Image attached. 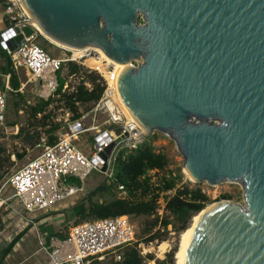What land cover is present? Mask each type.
<instances>
[{
  "label": "water",
  "instance_id": "water-1",
  "mask_svg": "<svg viewBox=\"0 0 264 264\" xmlns=\"http://www.w3.org/2000/svg\"><path fill=\"white\" fill-rule=\"evenodd\" d=\"M21 2L31 23L0 46L21 45L36 23L67 48H97L124 65L141 58L119 79L143 129L137 141L161 132L195 183L241 184L244 204L224 200L206 211L185 264H264V0ZM124 145L119 138L102 153L101 184Z\"/></svg>",
  "mask_w": 264,
  "mask_h": 264
},
{
  "label": "built area",
  "instance_id": "built-area-1",
  "mask_svg": "<svg viewBox=\"0 0 264 264\" xmlns=\"http://www.w3.org/2000/svg\"><path fill=\"white\" fill-rule=\"evenodd\" d=\"M2 3L6 29L0 32V41L5 42L8 37L5 38L4 35L8 31L30 24L31 18L21 0H2ZM11 31L9 37L14 38L16 34ZM2 49L11 61L12 70L18 72L24 69L28 73V80L22 84L20 90L30 81H34L37 85V95L43 99L55 97L60 80L64 81L63 92H76V85L70 87L69 82L73 78H78L69 75L68 63H74L84 71L96 73L104 86L101 97L91 110L82 112L77 120H67L64 128L61 130L59 128L56 133L57 138L53 144H47L45 139H42L44 144L39 156L28 160L10 174L3 185H0V209L7 206L6 208H10L12 213L21 218L24 212L30 214L49 211L62 202L86 195L87 177L94 170L101 172L104 163L101 155L117 139L121 138V142H126L131 149H136L141 143L137 140L143 129L135 119L126 115L119 101V79L125 69H136L143 60L141 58L130 60L120 70L119 65L115 62L109 63L99 51L90 47L78 53L61 49L63 56H53L36 43L35 35L26 38L24 43L13 49L6 45ZM9 78L10 75L5 77L3 90L0 89V127L18 135V125L6 127V93L11 90ZM84 85L90 88L88 83ZM66 114L70 116L69 111H66ZM98 115L106 117L102 124L96 123ZM89 116H92V123L87 125ZM117 128L121 129L118 133ZM92 132L93 143L90 152L86 146L81 145L80 148L76 145L82 135ZM117 145L118 143L115 144ZM12 158L15 161V157ZM109 166L110 156L107 160V169ZM102 174L105 176L106 172ZM111 176L112 174L109 178ZM5 187L12 190V196L6 200L2 198ZM118 190L119 198H125L127 194L124 187L118 186ZM173 194L174 191L166 192L167 197ZM9 200H13L11 206H8ZM158 205L157 213L159 218H162L166 199L161 198ZM25 222L27 225L36 226L32 218L25 219ZM36 239L38 252L46 257L45 264H92L93 261L103 260L106 256H112L120 261L122 250L137 242L134 226L127 216L72 224L68 227L64 239L36 230Z\"/></svg>",
  "mask_w": 264,
  "mask_h": 264
},
{
  "label": "trees",
  "instance_id": "trees-1",
  "mask_svg": "<svg viewBox=\"0 0 264 264\" xmlns=\"http://www.w3.org/2000/svg\"><path fill=\"white\" fill-rule=\"evenodd\" d=\"M43 49L48 52L47 49ZM0 52L3 60L0 69L4 74H10L11 90L7 99V118L10 109L18 117L26 116L27 125L20 127L17 135L18 138H23V145H39L44 137L47 144H53L57 138L56 133L62 126V122L58 120V110L69 111L70 120H77L82 112L91 110L101 97L104 86L98 75L84 71L74 63H68L67 69L69 75H75L79 79L76 92H63V80H60L55 97L49 99L39 97L36 88L33 94L28 93L25 90L27 85L20 90L26 79L23 82L20 80L18 74L11 69V61L5 51L0 48ZM84 83H88L90 88ZM8 123L12 126L18 125L17 120H10ZM154 141L155 134L139 143L136 149L119 151L114 159L111 178L92 192L83 195L71 208L74 225L118 216L133 219L146 218L140 233L142 239L133 246L125 247L121 252L120 261L112 257L108 264H147V260H154L152 255L143 256L141 254L138 248L139 242L146 245L161 243L171 232L184 233L189 228L192 219L212 203L201 188L182 183L180 171L169 169L171 160L165 153L159 152ZM25 153L26 151L16 152V156L22 160ZM10 157L7 150L0 147V183L13 166ZM118 186H123L127 194L123 199L119 198ZM167 191H174V194L167 197ZM103 193L111 194L112 198L94 200L96 195ZM161 198L166 199V207L163 217L159 218L157 209ZM222 199L230 200L231 196L225 194L222 195ZM0 227L4 228L1 217ZM21 234L19 233L0 249V264L6 262V258L12 252ZM57 235L62 239L66 237L63 233ZM174 253L171 251L166 255L165 260H156V263L174 264ZM95 261L92 264H96Z\"/></svg>",
  "mask_w": 264,
  "mask_h": 264
},
{
  "label": "rangeland",
  "instance_id": "rangeland-1",
  "mask_svg": "<svg viewBox=\"0 0 264 264\" xmlns=\"http://www.w3.org/2000/svg\"><path fill=\"white\" fill-rule=\"evenodd\" d=\"M141 23L142 21L139 20ZM36 43L40 45L41 47L45 48L50 52L51 54L55 56H63V50L61 48L57 47L54 43L49 41L45 36H43L41 33L37 32L35 35ZM18 76L20 80L23 82L25 79L26 81L28 80V77L26 73L23 70H19ZM67 77L65 76V79ZM78 83V79L73 78L69 84L71 86H75ZM35 83L33 81H30L25 90L28 93L33 94L35 91ZM4 84L2 82V76L0 73V89L3 90ZM9 91L6 93V99L9 97ZM58 120L62 122V126L60 127V130L64 128V124L66 123L67 120H69L70 116H67L66 110H58ZM26 116L21 115L18 117L12 109L9 110L8 112V118L6 121V127L10 128L12 125H10L8 122L10 120H17L18 121V126L20 127H25L27 125L26 123ZM134 118V117H133ZM106 117L104 115H98L97 117V124H102L105 121ZM92 123V116H89V118L86 121V124ZM155 141L154 145L155 147L159 150L161 153H165L169 159L171 160V165L169 166L170 170L176 171L181 173L182 175V183L189 184L191 187H199L202 189L204 193L209 197L210 201L212 202L210 205H213L214 203H218L221 201H224L222 199V195L228 194L231 196V199L228 201L241 204L243 205V189L241 184L238 183H223L220 185H216L214 188H212L210 185L206 183H195L192 182L187 175L185 174L184 171V166H183V159L182 156L179 154L175 143L165 134L156 131L155 133ZM45 139V137H44ZM23 138L20 137L18 138L17 135L7 132L4 128L0 127V147L4 148L7 150V154H10L11 162L13 163V166L11 169L8 171L6 174L5 178L2 180L0 185H3L8 178L10 174H12L14 171L18 170L24 163H26L28 160L35 158L41 151H42V146L43 142H40V146H32V145H23ZM46 143V139H45ZM93 143V132L89 133L88 135H82L79 138V141L76 142V145L81 148V145L84 147L86 146L88 148V151H91V146ZM131 149L127 145H124L119 151L121 150H128ZM23 151H26L24 158L22 160H19L16 156V152L18 153H23ZM118 151V152H119ZM15 157V161L13 160L12 157ZM179 170V171H178ZM105 179V176L97 171L94 170L92 173L87 177L85 181V188L87 191V194L95 190ZM114 195L116 196L117 194L115 191H112ZM12 196V190L9 187H5L2 193V198L7 199ZM81 196L72 198L70 200H67L65 202L60 203L61 205H65L67 203L70 204H75ZM112 196L109 193H103L96 195L94 197L95 201H101L104 199H111ZM13 204V200L8 201V206H11ZM59 204V205H60ZM56 205L54 208H52V211H45V212H37V213H30L29 217L34 219L36 224H37V229L41 233H46L47 235H55L60 232H63V234H66V231L69 226L72 225L73 223V211L71 210L72 207L70 208H65L66 210L62 211L57 208ZM209 205V206H210ZM16 206V205H15ZM7 207V206H6ZM3 208L0 209V217L2 220H5V224L9 223L8 214L10 215V208ZM207 208V207H206ZM20 209V208H18ZM131 223L134 226L135 232H136V241H140L141 238V231L144 227V224L146 222V218L141 217V218H129ZM192 222V221H191ZM4 224V225H5ZM191 224V223H190ZM25 225V224H24ZM4 228L0 227V235L1 232L3 231ZM13 229V228H12ZM15 232L13 231L12 236H7V242H10L11 239L15 237ZM182 233H175L171 232L166 237L164 238L165 240L161 243L155 242L150 245H146L143 242H139L138 248L142 252L143 256L146 255H152L154 257V260H147V264H157L156 260H165L166 255L170 253L171 251H174V264L177 263L176 256L178 251L181 248V241H182ZM3 238V236L1 237ZM5 238V237H4ZM5 242V240H3ZM38 250V243L36 241L34 245V249L32 250V254H35L36 251ZM1 251V250H0ZM112 260V256H106L103 260H96V264H108ZM9 264V262L7 263Z\"/></svg>",
  "mask_w": 264,
  "mask_h": 264
},
{
  "label": "crops",
  "instance_id": "crops-1",
  "mask_svg": "<svg viewBox=\"0 0 264 264\" xmlns=\"http://www.w3.org/2000/svg\"><path fill=\"white\" fill-rule=\"evenodd\" d=\"M4 29H6V19L4 16L3 3H2V0H0V32L3 31ZM0 48L2 49L1 46H0ZM0 54H1V52H0ZM2 63H3V60H2V57L0 55V67L2 66ZM20 70H23L28 77V73L26 70H24V69H20ZM0 73L2 76V82L4 84L5 77H7L10 74L9 73L4 74L1 69H0ZM16 73L18 74L19 71ZM34 83L36 85V82H34ZM35 88L37 90V85L35 86ZM73 205L70 203H67L65 205L60 204L59 206H57V208L59 210L64 211V210H66L65 208H70ZM50 211H52V210H50ZM19 217H20L19 215L12 213V211H11L10 215L8 214V218H10L9 223L5 224L4 223L5 220H2L3 225L4 224L5 225H4L3 231L1 232V235H0V249L3 248V246L7 243L6 237L10 236V235L12 236L13 231H16L15 236H17L19 233H22L20 236V239L15 244L12 252L6 258V262H4L3 264H7L8 262H9V264H45L46 263V257L42 253H39L37 250L35 254H32V250L34 249V245L37 241L36 230L38 231V229H37L36 222H35L36 226L27 225L25 222V219L30 218V217H29V213H26V212L22 213L21 218H19ZM60 233H63V232H60ZM55 235H57V234H55ZM2 236H3V238H1ZM3 240H5V242H3Z\"/></svg>",
  "mask_w": 264,
  "mask_h": 264
},
{
  "label": "bare ground",
  "instance_id": "bare-ground-1",
  "mask_svg": "<svg viewBox=\"0 0 264 264\" xmlns=\"http://www.w3.org/2000/svg\"><path fill=\"white\" fill-rule=\"evenodd\" d=\"M23 5V4H22ZM24 9H25V6L23 5ZM26 10V9H25ZM27 11V10H26ZM34 26L35 28L37 29L36 31H38L39 33H41L43 36H45L49 41H51L52 43H54L55 45H57V47H60L61 49H64L68 52H75V53H78L80 52V50H77V49H71V48H67L65 46H62L58 43H56L55 41H53L52 39H50L48 36H46V34L43 32V30L41 29V27L34 23ZM90 49H96L97 51H99L102 56L104 57V59L106 61H108L109 63H113L112 59H110L109 57H107V55H105V53L100 50V49H97V48H91ZM83 50V49H81ZM117 65H119V69H123L124 68V64H121V63H115ZM119 101L121 103V106L123 108V111L126 113V115L132 119H135L133 118L134 116L132 115L131 111L128 109L127 105L125 104V102L123 101L121 95H119ZM137 122V121H136ZM138 123V122H137ZM139 124V123H138ZM184 171H185V174L187 175V177L192 181V182H195V180L191 177L190 173L188 172V170L184 167ZM214 205V204H213ZM213 205H210L208 206L205 210L201 211L199 214H197L193 219H192V222L189 226V228L184 232L182 233V241H181V248L180 250L178 251L177 253V256H176V260H177V263L176 264H185V257H186V253H187V250H188V247H189V244L191 242V239L193 237V234L196 230V227L197 225L199 224L201 218L203 217V215L206 213L207 210H209L210 208L213 207Z\"/></svg>",
  "mask_w": 264,
  "mask_h": 264
}]
</instances>
